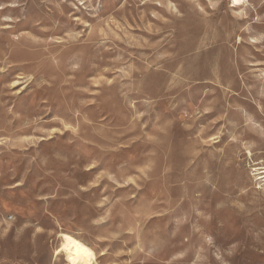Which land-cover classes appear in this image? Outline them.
<instances>
[{
  "label": "rangeland",
  "instance_id": "rangeland-1",
  "mask_svg": "<svg viewBox=\"0 0 264 264\" xmlns=\"http://www.w3.org/2000/svg\"><path fill=\"white\" fill-rule=\"evenodd\" d=\"M257 165L264 0H0V264H264Z\"/></svg>",
  "mask_w": 264,
  "mask_h": 264
},
{
  "label": "bare ground",
  "instance_id": "bare-ground-1",
  "mask_svg": "<svg viewBox=\"0 0 264 264\" xmlns=\"http://www.w3.org/2000/svg\"><path fill=\"white\" fill-rule=\"evenodd\" d=\"M233 5H239L244 0H231ZM248 154L251 155V152L248 151ZM255 179L259 183V187L264 185V166H255L253 168ZM62 236V245L61 250L66 251L67 255L73 258V261H79L82 258L89 259L91 257V252L89 249L80 244L72 235L63 233Z\"/></svg>",
  "mask_w": 264,
  "mask_h": 264
}]
</instances>
